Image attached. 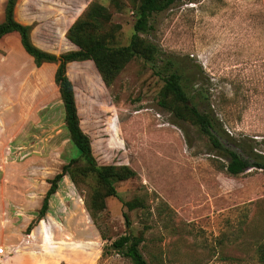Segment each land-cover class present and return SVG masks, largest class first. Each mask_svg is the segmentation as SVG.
Returning <instances> with one entry per match:
<instances>
[{
    "label": "rangeland",
    "instance_id": "obj_1",
    "mask_svg": "<svg viewBox=\"0 0 264 264\" xmlns=\"http://www.w3.org/2000/svg\"><path fill=\"white\" fill-rule=\"evenodd\" d=\"M91 1L19 0L16 19L31 24L35 46L60 53L57 38ZM140 1L97 0L110 19L94 31H112L110 46H129ZM147 26L139 50L155 48L154 59L135 56L110 87L89 63L69 71L98 165L136 174L115 182L118 197L103 208L91 202L94 174L67 175L36 222L49 181L72 160L83 164L61 98L50 110L23 106L30 88L0 65V264H18L14 255L33 264H132L112 251L103 256V247L125 233L143 237L149 264H261L264 170L229 175L209 138L160 101L164 78L177 70L189 94L209 90L224 145L241 156V141L264 153V0H178Z\"/></svg>",
    "mask_w": 264,
    "mask_h": 264
},
{
    "label": "trees",
    "instance_id": "obj_2",
    "mask_svg": "<svg viewBox=\"0 0 264 264\" xmlns=\"http://www.w3.org/2000/svg\"><path fill=\"white\" fill-rule=\"evenodd\" d=\"M19 0H7L4 11V21L0 23V52H4L5 40L8 36L16 35L19 37L24 51L34 60L35 65L40 68L44 64H55L57 70L55 74V83L59 88L61 100L65 111V126L69 133L70 140L80 153L79 161L72 160L62 168V171L49 181V189L43 198L41 208L37 214V221L43 220L49 211L50 200L58 192L59 184L65 176H70L76 180L78 176H86L92 173L96 177L98 186L93 190L91 202L102 203L107 198L118 197L115 182H122L132 179L136 176L129 167L122 166H99L92 150L90 138L83 132L78 113L76 93L73 82L70 80L67 71L68 64L74 62H93L97 72L101 76L103 83L110 87L119 76L124 67L137 55L143 56L147 60H153L155 57V48L146 47L139 50L141 39L139 34L148 26V21L154 13H159L170 8L178 0H141L138 6L139 18L135 24V33L132 36L131 43L127 47H114L108 43L114 42V35L111 32L101 33L94 31L95 25L101 23V20L109 21L110 16L105 7L97 3V0L91 1L84 14L70 27L66 34L67 40L74 45L75 49L69 52L56 55L46 52L32 42V26L24 25L16 19V7ZM111 29H113L111 27ZM172 65V63H168ZM183 74L177 70L171 72L164 78V90L161 94L160 104L173 112L182 119H190L194 122L202 134L207 136L220 156L228 162L226 165L227 173L231 176H239L250 169L264 170V153L255 152V147H246L242 141L236 143L245 156L223 144L221 128L218 120L213 115L210 104L209 90L198 89L195 94H189V86L184 84ZM194 84L191 85V88ZM171 103V104H170ZM203 106V108L200 107ZM207 105V109H205ZM128 210H133L135 203H125ZM92 218H95L91 214ZM128 222V216L125 214ZM33 224L28 228L32 231ZM142 236H136L132 233H125L111 244L103 247V256L109 252H114L126 259L132 264H149L142 252ZM259 262L264 264V246L257 249Z\"/></svg>",
    "mask_w": 264,
    "mask_h": 264
},
{
    "label": "crops",
    "instance_id": "obj_3",
    "mask_svg": "<svg viewBox=\"0 0 264 264\" xmlns=\"http://www.w3.org/2000/svg\"><path fill=\"white\" fill-rule=\"evenodd\" d=\"M93 1V0H92ZM89 4V3H88ZM88 6V5H86ZM20 23L24 25H31L27 20H19ZM73 23H71L67 29H65V33H61L59 35V38H57L58 43H62L64 50L60 53L55 51H50L49 49H43L42 50L53 53L56 55H60L66 52H69L71 50H74L75 47L72 45L66 38L67 31L72 26ZM12 36V35H11ZM8 36L5 41V47L3 51L0 53V65L1 67L5 68L7 71H10V74H13L12 76L22 78V85L24 88L28 87L30 88L28 92V97L25 98L23 101V106L28 108H34V107H42L51 109L52 103H54L58 97L61 98L59 88L55 83V74L57 70V65L55 64H44L42 67L38 68L34 60L26 53V55L29 57L27 58L21 48H20V40L19 37L15 35V39L10 40V37ZM23 48V47H22ZM24 50V49H23ZM4 53V54H3ZM17 53V54H16ZM75 63H89L90 65H93V62L87 61V62H74L68 64V71L67 74L70 78L69 71L70 67L77 65ZM95 68V66H94ZM96 69V68H95ZM97 71V70H96ZM8 74L5 76H9ZM71 80V78H70ZM72 81V80H71ZM57 93V95H56ZM15 259V261L18 264H33L30 262L29 258H24L23 256L16 257L15 255L11 257V259ZM17 258V259H16Z\"/></svg>",
    "mask_w": 264,
    "mask_h": 264
},
{
    "label": "built area",
    "instance_id": "obj_4",
    "mask_svg": "<svg viewBox=\"0 0 264 264\" xmlns=\"http://www.w3.org/2000/svg\"><path fill=\"white\" fill-rule=\"evenodd\" d=\"M5 255H6L5 249L0 247V257H4Z\"/></svg>",
    "mask_w": 264,
    "mask_h": 264
}]
</instances>
